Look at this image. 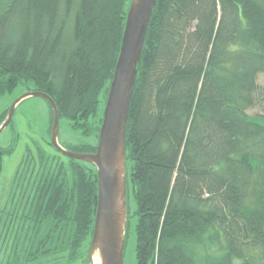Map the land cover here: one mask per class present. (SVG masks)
Segmentation results:
<instances>
[{
    "label": "trees",
    "instance_id": "16d2710c",
    "mask_svg": "<svg viewBox=\"0 0 264 264\" xmlns=\"http://www.w3.org/2000/svg\"><path fill=\"white\" fill-rule=\"evenodd\" d=\"M130 1L0 0V89L32 84L59 122L98 139ZM259 75L264 0H156L125 131L135 264H264ZM80 140L64 149L95 152ZM11 153L0 148V172ZM62 158L39 151L33 167L20 165L17 264H90L96 169Z\"/></svg>",
    "mask_w": 264,
    "mask_h": 264
},
{
    "label": "water",
    "instance_id": "95a60500",
    "mask_svg": "<svg viewBox=\"0 0 264 264\" xmlns=\"http://www.w3.org/2000/svg\"><path fill=\"white\" fill-rule=\"evenodd\" d=\"M156 0H131L118 58L109 86L95 152L78 154L58 145L59 116L55 103L44 93L22 96L44 99L52 111L51 145L64 157L88 163L97 174V202L88 260L93 264H123L127 220L125 131L147 28ZM14 104L0 126L12 118Z\"/></svg>",
    "mask_w": 264,
    "mask_h": 264
},
{
    "label": "rangeland",
    "instance_id": "374dc122",
    "mask_svg": "<svg viewBox=\"0 0 264 264\" xmlns=\"http://www.w3.org/2000/svg\"><path fill=\"white\" fill-rule=\"evenodd\" d=\"M258 82L260 85L264 84L263 75H259ZM31 92H33V86L30 83L0 89V122L3 117H7L11 108L22 96ZM103 109L104 107L100 106L98 111L101 116ZM249 113H259V110L252 109ZM48 128L49 108L47 102L39 97H25L15 105L10 122L0 132V148L12 149L11 154L4 156L0 172V264H17L13 257L10 259V252L15 243L14 239L17 237L16 231L23 228L21 217L24 215V207L20 208V205L24 200L22 187L25 176L28 174L26 172L27 167H33V164L38 162L39 151L46 156L60 154L53 145H50L51 138ZM80 139L86 142L93 141L97 145L98 139L91 140V138L80 137L77 132L69 127L68 123L63 120L59 122L57 142L61 148L75 145L81 141ZM29 154L31 156L26 160V155ZM64 158L62 159L65 160ZM20 165L23 168L24 166L27 167L18 175ZM128 172H130V163L127 164ZM21 177L23 178L21 179ZM126 209L128 224L123 264H135L136 216L130 188L127 192Z\"/></svg>",
    "mask_w": 264,
    "mask_h": 264
},
{
    "label": "bare ground",
    "instance_id": "6f19581e",
    "mask_svg": "<svg viewBox=\"0 0 264 264\" xmlns=\"http://www.w3.org/2000/svg\"><path fill=\"white\" fill-rule=\"evenodd\" d=\"M97 262H98V261H97V258L94 257V258H93V264H97Z\"/></svg>",
    "mask_w": 264,
    "mask_h": 264
}]
</instances>
